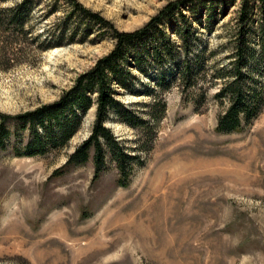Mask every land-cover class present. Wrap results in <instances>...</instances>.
<instances>
[{"label":"rangeland","instance_id":"rangeland-1","mask_svg":"<svg viewBox=\"0 0 264 264\" xmlns=\"http://www.w3.org/2000/svg\"><path fill=\"white\" fill-rule=\"evenodd\" d=\"M173 1L77 0L118 32L142 28ZM60 7L48 20L36 17L34 34L44 30L41 40L68 13ZM237 10V5L231 7L211 32L195 24L202 35L195 48L207 43L208 56L223 44L226 39L217 35L224 34L222 26L231 25ZM77 25L73 20L70 29ZM169 27L164 26L167 38L177 42ZM2 35L0 60L17 47L6 45ZM258 39L254 36L256 47ZM158 42L150 35L137 48L150 52ZM113 48L114 41L98 29L84 43L43 52L21 44L16 62L0 66V114L15 117L57 102ZM225 52L206 59L207 78L222 66L227 73ZM149 65L148 75L133 72L137 78L131 85L140 96L115 87L116 98L152 129L147 148L142 147L147 142L143 131L112 116L105 123L121 147L142 161L124 187L117 184L107 152L96 180L91 158L84 166L55 174L90 136L95 106L73 138L45 156L13 155L12 147H22L29 131L8 123V151L0 153V264H264V107L242 132L219 134L217 120L228 104H219L214 96L228 77L214 86L200 80L185 93L176 85L159 91L155 65ZM171 69L165 65L161 71L169 74ZM252 71L257 88L262 68L253 66ZM150 91L165 103L154 122L146 115L154 102Z\"/></svg>","mask_w":264,"mask_h":264},{"label":"trees","instance_id":"trees-1","mask_svg":"<svg viewBox=\"0 0 264 264\" xmlns=\"http://www.w3.org/2000/svg\"><path fill=\"white\" fill-rule=\"evenodd\" d=\"M8 2L11 6H3ZM61 5L68 9V13L54 25L56 32H46L41 40L40 33L44 30L34 34L36 17L39 21L48 20L57 13ZM236 5L238 10L230 20L231 25L224 24V34L217 35L218 39H226L225 42L216 45L217 49L205 56L208 45L206 43L195 48V42L201 41L202 35L193 26L198 24L211 32L219 19L224 18L231 7ZM73 20L78 25L77 28L70 29ZM164 26L171 27L170 33L178 36L177 42L167 38ZM95 29L109 35L114 41L113 50L97 61L92 70L80 76L74 87L65 92L57 102L15 117L0 114V153L8 151L11 136L8 123H15L17 131H29V139L22 147L17 144L12 147L11 153L16 157L45 156L63 148L79 130L83 116L95 106L90 136L67 157L65 165L55 174L84 166L91 158L96 180L105 167L107 152L108 160L114 165L118 175V186H126L132 168L142 161L121 147L105 123L112 116L122 125L143 131L147 142L142 147L147 148L152 129L116 96L120 95L117 91L119 89L130 96H140L131 85L137 78L133 72L148 75L151 63L156 68L154 79L159 91H166L176 85L185 93L200 85V80L214 86L216 80L229 78L214 96L219 104H228L217 120L215 131L219 134L240 133L250 127L261 114L264 107V0H175L142 28L132 32H118L99 14L85 9L77 0H0L1 38L6 45L17 46L11 56L2 55L4 59L0 60V66L7 68L16 62L21 44L27 43L43 52L84 43ZM150 35L157 36L158 44L150 52L145 48H137ZM254 36L259 37L257 47L253 45ZM196 50L197 53L194 52ZM221 50L226 51L225 60L228 61L226 65L229 70L224 74L225 67L222 66L207 78L205 61ZM165 65L172 68L169 74L161 71ZM259 65L262 72L257 73L261 80L255 88L252 68ZM150 94L154 97V102L148 106L146 115L154 122L163 114L165 103L161 96L154 95L152 91ZM204 97V93H200L198 101L202 102Z\"/></svg>","mask_w":264,"mask_h":264}]
</instances>
